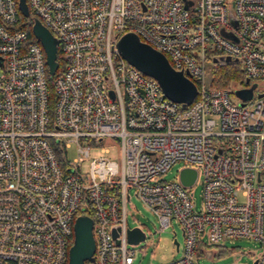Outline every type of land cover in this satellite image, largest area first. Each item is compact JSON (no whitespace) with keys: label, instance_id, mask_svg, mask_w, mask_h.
Masks as SVG:
<instances>
[{"label":"built area","instance_id":"obj_1","mask_svg":"<svg viewBox=\"0 0 264 264\" xmlns=\"http://www.w3.org/2000/svg\"><path fill=\"white\" fill-rule=\"evenodd\" d=\"M18 3L0 0V264H68L85 206L95 263L133 264L132 189L157 232L182 229L181 257L165 264H199L233 239L256 242L254 264H264V0H27L28 19L58 39L54 75ZM129 32L188 73L198 88L189 106L124 59L116 43ZM222 56L241 63L242 82L207 81L208 64ZM253 85L249 100L236 95ZM106 140L120 161L93 158L83 174L80 163ZM177 162L202 176L199 207L190 192L197 179L185 187L163 178Z\"/></svg>","mask_w":264,"mask_h":264},{"label":"water","instance_id":"obj_2","mask_svg":"<svg viewBox=\"0 0 264 264\" xmlns=\"http://www.w3.org/2000/svg\"><path fill=\"white\" fill-rule=\"evenodd\" d=\"M19 9L24 17L29 18L27 0H19ZM186 3V8L189 7ZM32 32L36 39L41 42L45 53L49 73L54 75L58 68V39L36 17L31 18ZM116 47L124 59L143 74L158 81L164 95L183 107L189 106L197 97V85L189 78L188 73L176 70L165 54L156 50L150 44L142 41L135 33H125L116 43ZM236 59L220 57L214 62H231ZM255 85L249 90L236 91V95L242 100L252 97ZM198 171L195 168L185 167L181 170L179 180L185 187H190L197 179ZM113 237L117 238L118 229L112 230ZM75 240L69 250L68 264H96L95 263V240L93 236V220L89 216H79L74 224ZM146 235L139 227L128 230V241L137 245L145 241ZM211 253V252H210Z\"/></svg>","mask_w":264,"mask_h":264},{"label":"rangeland","instance_id":"obj_3","mask_svg":"<svg viewBox=\"0 0 264 264\" xmlns=\"http://www.w3.org/2000/svg\"><path fill=\"white\" fill-rule=\"evenodd\" d=\"M212 67L213 65L209 63L206 74L207 81L210 79ZM233 83L234 81L231 82L228 87ZM212 86H214L213 80ZM101 148H105L108 151L104 153L101 151ZM100 156L108 157L119 162L120 148L109 140L104 141L103 144L97 148L93 147L90 152V158L80 163L82 173L87 174L89 172L91 159ZM68 158L70 160L78 158L77 149L75 147L69 149ZM183 168H185L184 163L177 162L163 175V178L167 181H175L179 178V172ZM201 182L202 176L199 174L196 183L190 188V192L193 193L194 201L198 207L201 203ZM130 194L131 200L128 203V224L131 228L141 227L147 235L145 241H141L137 245H129V249L134 251L135 261L133 264H165L172 260L179 259L181 257V252L177 251L174 240L176 238L178 242L183 245L184 238L181 227L174 223L163 232H157L160 227L157 217L135 196L133 189ZM174 233H176V236ZM217 246L218 248L209 249L211 252L210 254L199 257V264H254L259 254L258 244L247 239L227 240L218 243ZM215 249L217 251L222 249L223 254L216 256L215 254L217 251Z\"/></svg>","mask_w":264,"mask_h":264},{"label":"trees","instance_id":"obj_4","mask_svg":"<svg viewBox=\"0 0 264 264\" xmlns=\"http://www.w3.org/2000/svg\"><path fill=\"white\" fill-rule=\"evenodd\" d=\"M20 23L22 28H24L30 35L32 31V21L23 15H20ZM61 61V59H60ZM61 63V62H60ZM211 78L213 80L214 87H219V88H227L228 85L231 82H242L244 79V72L242 69V65L238 61H231V62H226V61H220L217 62L216 64L213 65L211 68ZM198 83V82H197ZM199 85V84H198ZM57 147V154H58V159L63 168L66 166L65 162V153L62 150V148L58 145ZM85 214H88L89 216L92 215V211L89 208V206H85ZM83 211H80V213H84ZM218 248V246L210 247V248ZM216 250V249H215ZM217 251V250H216ZM223 254V250L220 249L217 251L215 254L216 256H220Z\"/></svg>","mask_w":264,"mask_h":264}]
</instances>
